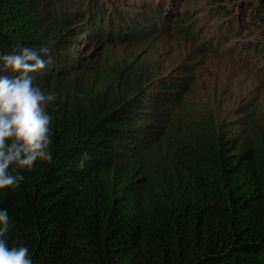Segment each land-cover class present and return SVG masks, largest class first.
<instances>
[{"label":"trees","instance_id":"obj_1","mask_svg":"<svg viewBox=\"0 0 264 264\" xmlns=\"http://www.w3.org/2000/svg\"><path fill=\"white\" fill-rule=\"evenodd\" d=\"M140 1L127 13L121 0H0V53L48 47L51 62L32 75L58 94L53 162L0 192L8 244L27 246L33 264H264V114L248 107L235 135L214 113L188 111L185 78L144 80L81 50L83 33L139 43L182 19L168 26L170 1ZM235 1L262 34L264 0Z\"/></svg>","mask_w":264,"mask_h":264},{"label":"rangeland","instance_id":"obj_2","mask_svg":"<svg viewBox=\"0 0 264 264\" xmlns=\"http://www.w3.org/2000/svg\"><path fill=\"white\" fill-rule=\"evenodd\" d=\"M121 1L125 12L139 11L129 0ZM133 1L137 4V0ZM162 1L166 4V0ZM168 1L167 7L172 9L168 26L182 18L174 28L159 29L139 43H108L105 38L103 44H96L83 33L76 37L85 44L81 50L89 55L101 52L102 63L109 68L136 70L144 80L158 76L185 78L189 86L183 99L188 111L194 117L214 113L233 126L231 132L237 135L248 107L264 114V45L256 52L246 49V45L263 40L262 28L245 23L250 19L240 17L238 9L234 10L235 0ZM152 4L156 5V0ZM238 24L240 29L234 34Z\"/></svg>","mask_w":264,"mask_h":264},{"label":"clouds","instance_id":"obj_3","mask_svg":"<svg viewBox=\"0 0 264 264\" xmlns=\"http://www.w3.org/2000/svg\"><path fill=\"white\" fill-rule=\"evenodd\" d=\"M47 57V59H46ZM51 62V50L17 46L0 53V192L16 190L38 163L53 162L52 120L48 111L58 94L34 83L32 74ZM88 156L76 162L84 169ZM10 216L0 207V264H33L27 246H9Z\"/></svg>","mask_w":264,"mask_h":264}]
</instances>
